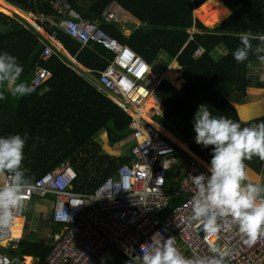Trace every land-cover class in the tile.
Returning <instances> with one entry per match:
<instances>
[{"label": "trees", "instance_id": "1", "mask_svg": "<svg viewBox=\"0 0 264 264\" xmlns=\"http://www.w3.org/2000/svg\"><path fill=\"white\" fill-rule=\"evenodd\" d=\"M3 1L36 17L37 26L46 31L56 29L58 42L82 66L95 71L108 64L106 57L110 55L105 49L97 44L81 48L77 41L54 26L57 15L46 0ZM69 2L85 19L99 22L102 29L139 54L153 69L163 61H176L184 81L179 88L165 79L154 86L153 94L162 106L156 120L173 130L179 141L188 144L190 152L207 163L211 159L212 146L204 148L194 140L193 116L198 105L206 104L213 115L230 117L242 126L264 120L263 114L242 121L228 100L234 92L246 95L249 89H264V80L249 75L252 64L264 65L256 54L250 52L244 62H237L232 55L241 43L242 32H249L253 37V47L260 42L258 37L264 36V0ZM112 2L140 22L128 36L115 24L102 19V12ZM227 10L229 15L222 20L228 14ZM109 13L113 14L110 10ZM41 15L43 20L39 18ZM203 24L214 27L207 29ZM39 38V33L17 14L9 16L0 12V51L17 57L23 66L20 79L30 84L40 66L50 72L43 84L22 97H13L0 88L5 97L0 100V136L28 133L22 167L27 169L31 183L66 163L76 172L73 191L91 192L103 179L113 176L118 165L129 159L128 154L113 156L103 151L93 136L105 129L109 146L123 141L130 135V117L86 81L78 68H70L60 53L55 52L42 60L43 46ZM198 46L204 51L199 57H193ZM145 85L153 87L154 82ZM149 101L148 115L157 108L152 97ZM175 148L176 156H179L180 149ZM186 157L182 152L179 163L184 165L182 160ZM244 163L255 174L264 167V160L256 156ZM173 181L174 172L170 170L166 184ZM49 251L46 243L23 237L15 253L35 258V264H48Z\"/></svg>", "mask_w": 264, "mask_h": 264}, {"label": "built area", "instance_id": "2", "mask_svg": "<svg viewBox=\"0 0 264 264\" xmlns=\"http://www.w3.org/2000/svg\"><path fill=\"white\" fill-rule=\"evenodd\" d=\"M46 1L57 15V28L81 47L97 44L110 55L102 70L84 69L87 75H95V79L85 80L130 117L129 130L134 143L129 148L128 161L118 165L114 175L103 179L91 192L73 191L76 172L66 163L34 180L26 193L25 207L10 225H0V264H35V258L15 253L22 238L27 237L24 212L34 200L42 202L41 216L32 229L34 237L29 239L48 245V264H101V257L104 264H126L130 256L125 249L138 253L139 246L157 231L173 237L176 248L186 257L211 255L210 247L218 245L228 250L225 264H264V236L249 243L235 226L226 230L227 221L221 223L215 234H208L202 223L190 220L192 195L196 190L191 176L206 173L208 163L189 148H180L187 156L180 172L183 165L176 156L175 146L146 118L143 106L152 97L153 88L144 81L148 80L151 67L102 29L99 22L82 17L69 0ZM102 17L105 21H116L109 10H104ZM39 41L43 44L42 58L46 60L54 54L58 43L56 31L44 34ZM203 51L198 46L193 57ZM67 65L77 68L74 60ZM49 76V71L37 67L31 87L43 84ZM174 167L179 168L177 175L167 185V173ZM8 178L6 173H0V185ZM180 195L185 198L178 206L162 218L156 215L172 197ZM46 208L50 209L49 213ZM17 219L22 222L16 230Z\"/></svg>", "mask_w": 264, "mask_h": 264}, {"label": "clouds", "instance_id": "3", "mask_svg": "<svg viewBox=\"0 0 264 264\" xmlns=\"http://www.w3.org/2000/svg\"><path fill=\"white\" fill-rule=\"evenodd\" d=\"M252 39L249 32L240 34L241 43L232 53L237 62L246 61L251 52L264 63V36L258 37L260 42L255 47ZM22 71L16 56L0 51V88L13 97H22L34 90L20 79ZM4 98V92L0 91V100ZM193 121L195 143L212 147L207 172L191 176L196 190L192 195L190 220L202 223L208 234H215L221 223L227 221L225 229L235 226L249 243L264 236V183L251 181L244 163L253 156L264 160V120L242 126L230 117L213 115L206 104H200ZM27 139V132L0 136V173L9 177L0 185V225L11 224L25 207L26 193L32 187L27 169L22 167ZM65 218L69 217L65 214ZM125 252L130 256L126 264H225L224 257L228 255L226 248L212 245L211 255L186 257L176 248L173 237L161 231L142 243L138 253L128 249Z\"/></svg>", "mask_w": 264, "mask_h": 264}, {"label": "rangeland", "instance_id": "4", "mask_svg": "<svg viewBox=\"0 0 264 264\" xmlns=\"http://www.w3.org/2000/svg\"><path fill=\"white\" fill-rule=\"evenodd\" d=\"M228 13H229V11H228ZM13 14L14 13H10L7 15L12 16ZM193 15H194V13H193ZM227 15L228 14H226V16ZM30 16H31V14H30ZM226 16H224L223 19ZM31 19H32V22L35 23V20L33 19V17ZM23 20H25V19H23ZM25 21L29 23V21H27V20H25ZM218 23H220V21ZM218 23H216L214 26H216ZM214 26H209V27L205 26V27L207 29H211ZM166 64H167L166 61H163L162 63H159L156 66H154L155 72H157L159 74L157 75V73L152 72V78L154 76L155 79H158L159 75L164 70V69H162V67L164 68V65H166ZM249 75H251V77H253V78L257 77L260 80H264V65H261V64L259 65L257 63L252 64L249 67ZM90 76L92 77V75H90ZM155 79H154V81H155ZM146 83H149L147 79L144 81V84H146ZM173 83L175 84L176 81H173L171 84L173 86H179L178 83H176L175 85ZM149 88L150 89L154 88V85H153V87H149ZM152 97H153V100L156 99L154 94L152 95ZM228 100L231 104L234 105V107L236 108L238 115L242 121H248L252 118H255V117H258V116H261L264 114V89L252 88V89H249L247 91L246 95H243L242 93L234 92V93H232V95L230 97H228ZM245 100L248 104H246L245 102L241 103L242 101H245ZM153 118H155V116H153ZM106 134H107L106 130L102 129V130L98 131L93 136V139L102 147L103 151H105V152H107L113 156H121V155L128 154L129 147L134 143V141L130 135L127 138H125L123 141L116 143L113 146H109L108 142H107ZM178 155L181 156L182 152L179 153ZM257 175H258L257 178H252V179H254V181L252 179H251V181L261 183L262 180H264V171L262 170ZM41 203L42 202H40V201L34 200L33 205L31 204L27 208V210L24 212V217H25L24 236H27V238L34 237V232L32 231V229L35 227L34 219L39 218L41 216L40 210L37 209V206L40 207ZM45 211L49 213L50 209L46 208ZM43 216L45 217L46 215L44 214ZM46 223H47V221H46Z\"/></svg>", "mask_w": 264, "mask_h": 264}, {"label": "crops", "instance_id": "5", "mask_svg": "<svg viewBox=\"0 0 264 264\" xmlns=\"http://www.w3.org/2000/svg\"><path fill=\"white\" fill-rule=\"evenodd\" d=\"M74 8V7H73ZM76 10V9H75ZM106 10H110L113 14L116 15L117 17V21L116 22H109V24H115V26L117 28H119L122 33L125 35V36H128L133 30H135L137 27H139L140 25V22L134 17L132 16L129 12H127L126 10H124L122 7H120L118 4H116L115 2H112L110 3L108 6H107V9ZM0 11H2L3 13L5 14H10V13H15L17 15H19L20 17H22L23 19L29 21V23H31L32 27L35 29V26L34 22H32V17L33 19L35 20L36 17H34L33 15L30 16V14L28 13H25L23 11H21L20 9L10 5L9 3H6L5 1L3 0H0ZM78 11V10H77ZM79 12V11H78ZM80 13V12H79ZM81 16L83 17L82 13H80ZM103 14V12H102ZM42 16V15H41ZM39 17L41 20H43L44 18L43 17ZM43 18V19H42ZM85 18V17H84ZM55 20L53 21V24H54ZM37 25V24H36ZM55 26V24H54ZM38 29L36 30L40 37L42 38L43 35L45 34H49L51 33L52 31H56V29H53L51 30L50 32L46 31L44 28L38 26L37 27ZM60 30V29H58ZM64 32V31H63ZM40 39V38H39ZM40 42V41H39ZM57 42H58V39H57ZM42 44V43H41ZM43 46V44H42ZM60 46V47H59ZM56 52L60 53L61 56H63L67 62L66 63H72L73 64V60H75V56H72L70 55L63 47L62 45L58 42L57 45H56ZM48 59V58H47ZM46 59V60H47ZM43 60V58H42ZM171 64H175L178 66V64L176 63L175 60L171 61L170 63H167L166 65H164L165 69L162 67V69H164L161 74L159 75L158 79H155L154 76L152 78V72H155V70L151 67V71L149 72V75H148V80L149 82H154V86H156V84L158 83L159 80L161 79H165L163 78L162 74L164 75V72L166 71V69H168ZM74 65L78 68V71L81 73V75L84 77V78H94L95 79V75L94 74H89L87 75L86 73H84V69H89V68H86L84 66H82L81 64L77 63V61L75 60L74 62ZM151 66V65H150ZM41 67V66H40ZM157 73V72H155ZM159 73H157L158 75ZM178 78L175 79V81H180L178 82L179 86H175L176 88H179L182 83H183V78H181V69L180 67L178 66ZM92 75V77L90 76ZM155 79V81H154ZM166 80V79H165ZM168 81V80H167ZM169 82V81H168ZM170 83V82H169ZM153 99V97H152ZM154 101L156 102V110L153 111L150 115H148V119L150 120V122L153 124V126L163 135L165 136L172 144H174L175 146H177L179 149L180 148H183V149H187L189 148L188 147V144L186 142H181L179 141L178 137H177V134L171 130L169 127H167L163 122H158L156 120V118L160 115V112L162 111V106L160 104V102L158 101V99H154ZM246 103V100L245 101H242L241 103ZM150 103V101H149ZM151 104V103H150ZM153 116H155V118H153ZM194 122V121H193ZM128 153H129V150H128ZM177 158L179 159V156H177ZM180 160V159H179ZM184 161V160H182ZM178 169L177 167H174V169H171L172 172H174V179H175V175H177V172H178ZM184 169V165L181 169H179L180 172H182ZM263 170H264V167H263ZM248 171V176H249V179L251 180L252 178H257V174L253 173L251 170L247 169ZM261 175V174H260ZM262 176V175H261ZM254 181V179H253ZM41 208L42 207H38L37 206V209H39L41 211ZM39 217V216H38ZM37 218L34 219V223L35 225L37 224Z\"/></svg>", "mask_w": 264, "mask_h": 264}, {"label": "bare ground", "instance_id": "6", "mask_svg": "<svg viewBox=\"0 0 264 264\" xmlns=\"http://www.w3.org/2000/svg\"><path fill=\"white\" fill-rule=\"evenodd\" d=\"M71 4V3H70ZM71 7L73 8V6L71 5ZM74 9V8H73ZM75 10V9H74ZM111 14V13H110ZM113 15V14H112ZM113 16H115V15H113ZM116 17V16H115ZM102 19H103V17H102ZM104 20V19H103ZM118 19H117V17H116V21H117ZM105 21V20H104ZM116 21H106V22H116ZM57 23H58V20H56L55 21V26L57 25ZM56 28H57V26H56ZM57 29H59V28H57ZM61 30V29H60ZM80 44V43H79ZM89 45V44H88ZM88 45H86V46H88ZM60 47V46H59ZM80 47H81V45H80ZM84 47V46H83ZM56 48V47H55ZM54 48V53L56 52V49ZM82 48V47H81ZM130 48V47H129ZM131 49V48H130ZM135 52V51H134ZM136 53V52H135ZM137 54V53H136ZM139 55V54H138ZM140 56V55H139ZM50 57V56H49ZM48 57V58H49ZM141 57V56H140ZM199 57V56H198ZM142 58V57H141ZM143 59V58H142ZM144 60V59H143ZM145 61V60H144ZM74 62H75V60H74ZM146 62V61H145ZM147 63V62H146ZM148 64V63H147ZM149 65V64H148ZM150 66V65H149ZM151 67V66H150ZM43 68V67H42ZM45 69V68H44ZM151 71V70H150ZM162 76H163V78H165L166 80H168L169 82H173V81H175V79L176 78H178V76H179V74H178V66L177 65H175V64H171V66L168 68V69H166V71L164 72V75L162 74ZM178 82H180V81H176V83H178ZM175 83V84H176ZM174 84V83H173ZM174 84V85H175ZM151 97V96H150ZM150 97H148L147 99H146V101H145V104H144V106H143V109L145 110V114H146V118H148V111H149V109L151 108V104L149 103V99H150ZM17 221V225H16V230H17V228H18V223H21L22 222V219H17L16 220ZM19 229V228H18ZM19 232H17L16 234H18Z\"/></svg>", "mask_w": 264, "mask_h": 264}, {"label": "water", "instance_id": "7", "mask_svg": "<svg viewBox=\"0 0 264 264\" xmlns=\"http://www.w3.org/2000/svg\"><path fill=\"white\" fill-rule=\"evenodd\" d=\"M228 15H229V13H228ZM227 15V16H228ZM226 16V17H227ZM225 17V18H226ZM224 18V19H225ZM223 19V20H224ZM221 22V21H220ZM30 25H32L31 23H29ZM184 196H182V195H180V196H174V197H172L169 201H168V203H167V205L164 207V208H162V209H160V210H158L157 212H156V215L158 216V217H160V218H162V217H164V216H166L172 209H174L176 206H178L183 200H184Z\"/></svg>", "mask_w": 264, "mask_h": 264}]
</instances>
